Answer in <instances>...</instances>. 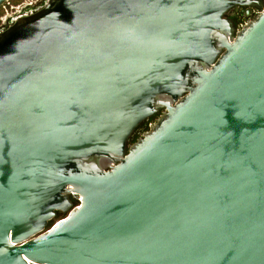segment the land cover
Wrapping results in <instances>:
<instances>
[{
	"label": "water",
	"instance_id": "1",
	"mask_svg": "<svg viewBox=\"0 0 264 264\" xmlns=\"http://www.w3.org/2000/svg\"><path fill=\"white\" fill-rule=\"evenodd\" d=\"M0 264H264V4L49 0L1 33Z\"/></svg>",
	"mask_w": 264,
	"mask_h": 264
},
{
	"label": "flooded vegetation",
	"instance_id": "2",
	"mask_svg": "<svg viewBox=\"0 0 264 264\" xmlns=\"http://www.w3.org/2000/svg\"><path fill=\"white\" fill-rule=\"evenodd\" d=\"M48 1L49 0L6 1L3 5H1V7H3V10L0 13V34L9 29L18 19L30 16L43 9L47 5ZM258 1L264 4V0ZM259 11L260 9L255 5L243 7L240 6L238 8H231L226 13L227 16H225L233 22V25L235 27L236 21H243L246 18H250V16L252 15L255 16ZM242 26L243 25H241V27ZM144 124L147 125L148 121L143 122V126L138 127L134 134L140 133V131L144 128Z\"/></svg>",
	"mask_w": 264,
	"mask_h": 264
},
{
	"label": "rangeland",
	"instance_id": "3",
	"mask_svg": "<svg viewBox=\"0 0 264 264\" xmlns=\"http://www.w3.org/2000/svg\"><path fill=\"white\" fill-rule=\"evenodd\" d=\"M16 1H21V0H16ZM2 10H3V7H0V13L2 12ZM255 10H256V9H255ZM226 16H227V15H226ZM253 17H254V15L250 16V18H246V19H244L243 21H236V23H235V28H236V30H240V29H241V25H244L245 22H247L249 19H251V18H253ZM163 111H164V109H160L156 115H154V116L151 117L150 119L146 120V121H148V124H147V125L144 124V128L140 131V133H138V134H133L134 136L131 137V139H130V144H131V143H134V142H135V141L141 136V134H143L145 131L149 130L150 127H151V125L154 124V123L156 122L157 118L162 114ZM146 121H144V122H146ZM150 124H151V125H150ZM142 126H143V122H142L138 127H142ZM136 130H137V129H136ZM136 130H135V131H136ZM134 133H135V132H134ZM74 204L76 205V204H78V203H76V201H74ZM68 213H69V211H66V212H58L57 215H56V217H54V218L49 222V224H48V226L46 227V229L49 228L50 226L54 225V224H55L56 222H58L60 219L66 217V216L68 215Z\"/></svg>",
	"mask_w": 264,
	"mask_h": 264
}]
</instances>
